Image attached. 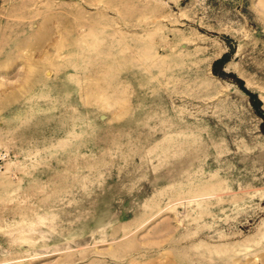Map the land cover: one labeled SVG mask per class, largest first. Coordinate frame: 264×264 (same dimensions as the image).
<instances>
[{
  "label": "rangeland",
  "instance_id": "rangeland-1",
  "mask_svg": "<svg viewBox=\"0 0 264 264\" xmlns=\"http://www.w3.org/2000/svg\"><path fill=\"white\" fill-rule=\"evenodd\" d=\"M0 264H264V0H0Z\"/></svg>",
  "mask_w": 264,
  "mask_h": 264
}]
</instances>
